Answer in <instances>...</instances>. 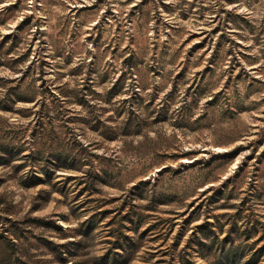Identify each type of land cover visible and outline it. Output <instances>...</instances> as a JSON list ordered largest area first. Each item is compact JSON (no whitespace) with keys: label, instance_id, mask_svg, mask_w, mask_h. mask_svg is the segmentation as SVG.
<instances>
[{"label":"rangeland","instance_id":"rangeland-1","mask_svg":"<svg viewBox=\"0 0 264 264\" xmlns=\"http://www.w3.org/2000/svg\"><path fill=\"white\" fill-rule=\"evenodd\" d=\"M0 145V264H264V0H0Z\"/></svg>","mask_w":264,"mask_h":264},{"label":"trees","instance_id":"trees-1","mask_svg":"<svg viewBox=\"0 0 264 264\" xmlns=\"http://www.w3.org/2000/svg\"><path fill=\"white\" fill-rule=\"evenodd\" d=\"M0 149L4 152H7L8 148L4 147L2 145H0ZM241 148H235L234 150L231 151H227L226 153H224V155L230 156L232 157V159L241 151ZM10 152V151H8ZM210 179H205L204 181H209ZM223 187H226L227 182H225L224 184H222ZM214 186V185H212ZM209 188H214V187H209ZM129 244V243H127ZM121 246H126L124 245V243H121ZM121 246H115L114 248H119ZM128 246V245H127ZM126 249V248H124ZM259 261V256L252 254L250 257H248L246 259V261H244V263L241 262V259H239L238 257V253L236 251L233 250V248L229 247V248H225L223 249V252L220 254V257L218 258V264H256ZM110 264H117V258L116 255L113 256L111 258V263Z\"/></svg>","mask_w":264,"mask_h":264}]
</instances>
